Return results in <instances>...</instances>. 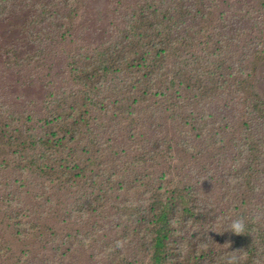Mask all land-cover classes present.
Returning a JSON list of instances; mask_svg holds the SVG:
<instances>
[{"label":"trees","instance_id":"16d2710c","mask_svg":"<svg viewBox=\"0 0 264 264\" xmlns=\"http://www.w3.org/2000/svg\"><path fill=\"white\" fill-rule=\"evenodd\" d=\"M163 1L143 0L154 12L161 9ZM189 1L188 8L201 10V19L212 29H224L228 11L222 0H206L203 6L197 0ZM12 2L0 0V21ZM79 2L36 0L34 9L27 13L29 19L23 20L25 28L0 41V261L8 258L12 248L15 251L18 246L25 248L33 240L43 239L46 264H256L259 251L264 255V212L244 210L254 199L264 207V169L253 171L246 179L233 177L219 192L218 174L225 173L227 145L215 116L198 110L178 112L175 116L181 124L177 122V130L162 133L153 113L135 96L110 85L104 75H96V82H87L84 70L69 61L62 62V70L53 67L43 78V89L60 98L55 111L34 113L25 106L32 99L14 93L2 58H7L10 68L39 71L47 53L33 51L31 40L22 59L15 48L30 38L42 50L66 41L73 35L72 20ZM129 4L127 0H113L114 11L125 14ZM127 37L124 34L120 43L109 45L115 64L118 54L128 46ZM206 45L216 97L236 101L256 71L247 69L237 53L223 50L214 40ZM261 61L264 50L251 52L245 63L257 65ZM104 71L116 70L106 65ZM201 71L194 69L195 74ZM87 90L88 106L94 114L91 120L84 117L88 113ZM155 110L166 112L162 107ZM252 112V119L264 120V99L260 96H255ZM80 124L95 130L97 137L108 133L107 137L123 138L126 144L120 154L126 158L119 164L128 165L131 160L134 167L131 178L116 193L118 208L107 211L99 207V214L89 220V230L115 246L95 249L88 244L84 253L71 248L78 249L81 237L93 232L65 222L58 211H51L46 222L20 215L22 209L42 205L51 198L60 166L57 149L64 141L67 125ZM120 128L128 130L121 134L114 131ZM241 217L247 230L237 236L229 229L231 222ZM103 251H109L108 255H102Z\"/></svg>","mask_w":264,"mask_h":264},{"label":"rangeland","instance_id":"374dc122","mask_svg":"<svg viewBox=\"0 0 264 264\" xmlns=\"http://www.w3.org/2000/svg\"><path fill=\"white\" fill-rule=\"evenodd\" d=\"M127 1L130 3L128 11L123 14L114 11L113 0H80L72 20L73 35L66 41H58L50 49L42 50L30 38L15 48L22 59L27 42L31 40L33 51L47 53L46 63L39 71L22 66L10 68L6 64L7 58H2L14 93L32 99V103L26 102L25 106L29 105L34 113L55 111L60 98L43 89V78L52 73L53 67L62 70L63 61L76 63L84 70L87 82L90 79L96 82L99 78L96 75H104L110 85L135 96L153 113V121L161 124L162 133L177 130V122L181 124L175 116L178 112L198 110L215 116L227 145L225 173L218 174L220 193L233 177L246 179L253 171L264 169V120H254L251 115L255 96L264 99V61L257 65L245 63L251 52L264 50V33H261L264 32V0H222L228 11L224 29H212L201 19V10L188 8L189 0H164L157 12L143 0ZM197 2L202 6L206 4V0ZM35 3L36 0H13L6 15L1 17L0 41L25 28L23 20L29 19L27 13L34 9ZM124 34L128 36V46L118 54L120 58L115 64L109 45L120 43ZM209 35L213 39H209ZM168 38L170 43H167ZM210 40L225 51L237 53L247 69L256 71L236 101L215 95V79L206 45ZM106 65L116 71L101 72ZM198 67L203 71L195 74L194 69ZM89 92L86 91L88 113L84 116L87 120L94 118L88 106ZM161 107L165 113L155 110ZM126 130L114 131L121 134ZM95 133L84 124L67 125L64 141L57 149L60 166L55 173L54 193L42 205H33L20 212L22 217L41 218L46 222L50 212L56 210L65 222L70 221L85 232H93L81 237L79 245L75 244L78 249L71 248L76 253H84L88 244L95 249L97 246H115L106 237L89 230L90 216H97L99 207L107 211L117 209L118 188L134 173L131 160L128 165L119 164L126 158L120 154L126 141L107 137L108 133L97 137ZM209 199L207 197L206 201ZM199 205L202 208L204 201H199ZM244 212L261 213L264 207L254 199ZM108 253L103 251L102 255ZM9 258V264H46L45 243L43 239H35L25 248L18 246L15 251L12 248L8 258L0 264ZM255 262L264 264V255L260 251Z\"/></svg>","mask_w":264,"mask_h":264},{"label":"clouds","instance_id":"9594fccd","mask_svg":"<svg viewBox=\"0 0 264 264\" xmlns=\"http://www.w3.org/2000/svg\"><path fill=\"white\" fill-rule=\"evenodd\" d=\"M247 230V224L244 218H237L231 222L229 231L234 235H242Z\"/></svg>","mask_w":264,"mask_h":264}]
</instances>
